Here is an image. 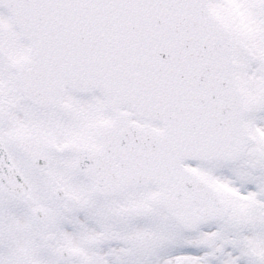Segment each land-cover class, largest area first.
<instances>
[{
  "label": "snow or ice",
  "instance_id": "6c2138e0",
  "mask_svg": "<svg viewBox=\"0 0 264 264\" xmlns=\"http://www.w3.org/2000/svg\"><path fill=\"white\" fill-rule=\"evenodd\" d=\"M0 264H264V0H0Z\"/></svg>",
  "mask_w": 264,
  "mask_h": 264
}]
</instances>
